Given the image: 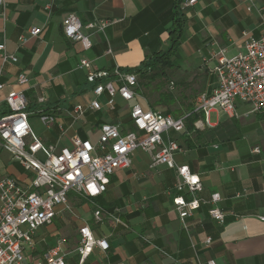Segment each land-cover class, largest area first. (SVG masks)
I'll use <instances>...</instances> for the list:
<instances>
[{
	"label": "crops",
	"instance_id": "crops-1",
	"mask_svg": "<svg viewBox=\"0 0 264 264\" xmlns=\"http://www.w3.org/2000/svg\"><path fill=\"white\" fill-rule=\"evenodd\" d=\"M182 1L6 0L5 7L0 5V45L17 55L18 61L4 62L0 51V81L5 84L0 106L6 104L10 90H24L33 110L41 107L38 98L44 96L43 109L56 116L41 139L45 144L73 147L75 136L95 142L105 122L120 123L126 131L130 101L120 96L115 110L89 111L73 120L74 107L87 105L93 98L92 85L78 68L79 61L86 56L97 69L110 71L117 66L138 67L147 57L166 51L180 3L185 26L164 79L170 81L169 94L160 89L163 81L159 89L153 86L156 82L147 89L141 87L138 76V99L143 106L164 113L184 109L175 116L194 109L199 95L211 93L218 83L214 54L223 49L228 56L242 51L244 31L256 37L262 34L264 0H197L187 8ZM71 13L83 24L110 21L104 32L93 35V47L87 52L63 34V21ZM32 27L41 28V33L33 36ZM20 74L27 75V83L18 82ZM162 95L169 97L164 101ZM100 100L105 102L106 95ZM195 115L194 120L206 121L205 113ZM207 118L204 129L193 121L187 122L186 132L174 134L183 149L176 160L200 175L204 198L214 192L221 194L224 224L210 217L205 204L187 220L185 229L173 205L175 171L162 164L151 169V155L138 150L132 167L117 169L97 201L72 197L80 204L75 215L63 212L56 217L63 221L60 227L53 222L41 228L33 254L42 256L58 238H65L66 248L72 251L80 226L88 223L97 236L108 239L110 247L106 252L96 248L84 264H200L210 259L217 264H264V222L259 219L264 215V111L251 112L249 105L238 102L234 112L213 109ZM256 147L261 151L255 152ZM5 175L22 180L29 176L0 149V178ZM98 207L102 208V222L94 217ZM111 213L118 214L127 226L115 223ZM208 237L212 238L210 244L205 243Z\"/></svg>",
	"mask_w": 264,
	"mask_h": 264
},
{
	"label": "built area",
	"instance_id": "built-area-1",
	"mask_svg": "<svg viewBox=\"0 0 264 264\" xmlns=\"http://www.w3.org/2000/svg\"><path fill=\"white\" fill-rule=\"evenodd\" d=\"M196 2L183 0L182 7H190ZM0 5L5 7L6 0H0ZM109 24L107 19L83 24L75 13H71L64 19L62 30L67 39L79 43L87 52L93 47V35L104 32ZM30 32L37 36L41 28L32 27ZM243 38L244 49L238 54L228 56L224 49L214 54L217 58L214 67L217 85L211 93L199 95L194 109L179 116L143 106L138 99L139 78L136 73L118 66L110 71L97 69L92 59L82 57L78 68L86 73L93 98L87 105L74 107L73 120L81 119L89 111L115 110L116 97L120 96L125 101L135 100L130 108L133 129L125 131L120 123L105 122L100 126L97 141L75 136L73 147L45 144L35 136L25 91H8L5 102L11 111L0 116V149L19 162L29 176L24 180L12 175L0 178V264H66V256L74 253L80 256L77 264H84L96 248L106 252L110 247L108 239L97 236L93 228L84 223L79 228L78 243L72 251L66 248L65 238H58L42 256L33 254L41 228L51 225L63 212L75 215L70 202L72 197L92 200L102 196L107 191L110 176L117 169L131 168L132 157L138 150L151 155V169L162 164L175 171L173 205L185 229L189 227L187 220L205 204L209 205L210 217L224 224L226 214L219 207L221 194L214 192L210 198L202 196L204 185L200 175L189 165L176 160V155L183 149L174 134L186 132L187 122L193 114L205 113L206 121L201 118L194 121V126L204 129L213 109L234 112L238 102L249 105L251 112L264 111V28L258 37L244 31ZM0 51L4 62L18 61V56L8 53L5 45H0ZM17 80L25 84L28 77L20 74ZM4 87L0 81V91ZM104 95L106 101L102 102L100 98ZM38 103L41 105L36 111L39 119L49 128L56 122V116L43 109L44 96L38 98ZM260 151L259 147L255 148V152ZM94 217L98 222L103 221L101 207L95 210ZM111 217L115 223L127 226L118 214L111 213ZM259 219L264 222V215ZM211 241L212 238L208 237L205 243ZM200 264L217 263L210 259Z\"/></svg>",
	"mask_w": 264,
	"mask_h": 264
},
{
	"label": "trees",
	"instance_id": "trees-1",
	"mask_svg": "<svg viewBox=\"0 0 264 264\" xmlns=\"http://www.w3.org/2000/svg\"><path fill=\"white\" fill-rule=\"evenodd\" d=\"M184 26L185 16L180 10L179 3L176 6L173 25L170 29L171 45L169 49L147 57V59H145L138 67L124 69L129 72H134L139 76L141 87L149 89L156 82V84H154L153 86H156V88L159 89L160 81L168 77L167 70L173 65L172 57L181 42ZM167 97L169 96L165 97V95H162L161 99L166 101ZM10 111L11 110L9 109V107H7L3 112L0 113V116L8 114L10 113ZM195 118H197V116L193 114L189 118L188 122L192 123L193 121H195ZM129 129H133L130 123Z\"/></svg>",
	"mask_w": 264,
	"mask_h": 264
},
{
	"label": "rangeland",
	"instance_id": "rangeland-1",
	"mask_svg": "<svg viewBox=\"0 0 264 264\" xmlns=\"http://www.w3.org/2000/svg\"><path fill=\"white\" fill-rule=\"evenodd\" d=\"M163 81V82H162ZM160 83V89H162L165 93H168L169 94V83H170V81L169 80H162ZM170 94H175V93H172V92H170ZM130 103V105H129V109H130V107H131V105L133 104V102H129ZM123 106H125V105H123ZM8 107V105L7 104H5L4 105V107H2V106H0V113L1 112H3L4 111V109L5 108H7ZM3 109V110H2ZM160 110L162 109V108H159ZM29 111H30V113H31V115H30V123H31V126H32V129H33V131L37 134V135H39V138H44V136L46 135V132H47V128H46V126L44 125V124H42V122L40 121V119H39V114L36 112L37 111V109H31L30 107H29V109H28ZM162 111L163 112H165V110H163L162 109ZM184 111V109H178V110H175V111H172V113L173 114H175V115H178V114H180V113H182ZM94 138V137H93ZM133 158V157H132ZM111 177V176H110ZM73 198H75V197H73ZM73 198H71V200H70V202H71V204H72V206L74 207V209L76 210L78 207H79V203H77L76 202V200H78L77 198H75L76 200H73ZM96 199V200H95ZM95 199H92V200H89L90 201V203H92L93 201H97V198H95ZM65 221V220H64ZM63 224V221L60 219V218H56L55 220H54V226L55 227H60L61 225ZM55 233V232H54ZM53 234V233H52ZM51 234V235H52ZM55 234H57V232L55 233ZM50 240H52V237H50L49 238ZM78 254V253H77ZM79 258H80V256H79V254L78 255H73V256H71V255H68V256H66V259H65V261H66V264H77L78 263V261H79Z\"/></svg>",
	"mask_w": 264,
	"mask_h": 264
}]
</instances>
